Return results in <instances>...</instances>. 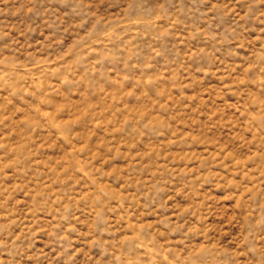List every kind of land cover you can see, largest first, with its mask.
<instances>
[{"label": "rangeland", "instance_id": "obj_1", "mask_svg": "<svg viewBox=\"0 0 264 264\" xmlns=\"http://www.w3.org/2000/svg\"><path fill=\"white\" fill-rule=\"evenodd\" d=\"M0 264H264V0H0Z\"/></svg>", "mask_w": 264, "mask_h": 264}]
</instances>
